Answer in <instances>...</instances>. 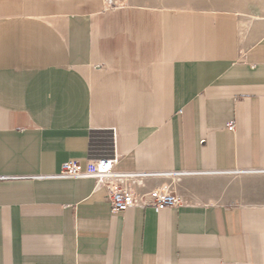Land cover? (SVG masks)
I'll return each mask as SVG.
<instances>
[{
	"label": "crops",
	"instance_id": "crops-1",
	"mask_svg": "<svg viewBox=\"0 0 264 264\" xmlns=\"http://www.w3.org/2000/svg\"><path fill=\"white\" fill-rule=\"evenodd\" d=\"M111 150L264 169V0H0V264H264V202L113 213L92 178L39 176Z\"/></svg>",
	"mask_w": 264,
	"mask_h": 264
},
{
	"label": "built area",
	"instance_id": "built-area-1",
	"mask_svg": "<svg viewBox=\"0 0 264 264\" xmlns=\"http://www.w3.org/2000/svg\"><path fill=\"white\" fill-rule=\"evenodd\" d=\"M118 162V154L111 150L97 157L88 158L85 168L81 169L74 159L62 162L59 170L49 176L55 178H92L96 188H103L105 199L108 201L113 213L123 212L128 207L148 205L156 208L175 207L184 202L183 196L173 188L155 191L148 179H160L170 174L195 173L202 171L168 170V171H119L114 166ZM244 172V170H234ZM248 171V170H247ZM258 171V170H256ZM264 172V169L259 170ZM227 172V171H224ZM137 179L145 180L137 182Z\"/></svg>",
	"mask_w": 264,
	"mask_h": 264
},
{
	"label": "rangeland",
	"instance_id": "rangeland-1",
	"mask_svg": "<svg viewBox=\"0 0 264 264\" xmlns=\"http://www.w3.org/2000/svg\"><path fill=\"white\" fill-rule=\"evenodd\" d=\"M167 175L160 183L173 185L185 199L219 203L264 202V172H198Z\"/></svg>",
	"mask_w": 264,
	"mask_h": 264
},
{
	"label": "bare ground",
	"instance_id": "bare-ground-1",
	"mask_svg": "<svg viewBox=\"0 0 264 264\" xmlns=\"http://www.w3.org/2000/svg\"><path fill=\"white\" fill-rule=\"evenodd\" d=\"M203 172H206V171H203ZM229 172H232V171H227L226 173H229ZM247 172H254V171H247ZM198 172H195L194 174H197ZM207 173V172H206ZM187 174H192V173H187ZM180 175H182V173H177V174H173V175H171V176H177V177H180ZM137 182H144V180H141V179H137L136 180ZM174 188V186L173 185H171V184H166V185H162V186H160V187H158V188H152V189H154L155 191H161V190H167V189H169V188Z\"/></svg>",
	"mask_w": 264,
	"mask_h": 264
}]
</instances>
